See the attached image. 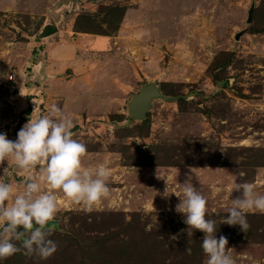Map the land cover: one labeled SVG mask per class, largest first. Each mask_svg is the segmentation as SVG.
Returning <instances> with one entry per match:
<instances>
[{"label":"rangeland","instance_id":"374dc122","mask_svg":"<svg viewBox=\"0 0 264 264\" xmlns=\"http://www.w3.org/2000/svg\"><path fill=\"white\" fill-rule=\"evenodd\" d=\"M52 47L66 53L49 61L55 77ZM152 80L189 97L156 99L135 120L127 102ZM52 104L72 118L82 168L109 170V196L85 210L56 190V251L41 259L14 241L20 251L0 264H207L203 232L163 195L188 174L235 264H264V213L246 211L245 230L222 222L236 183L264 194V0H0V132L15 140ZM27 174L0 163L18 191Z\"/></svg>","mask_w":264,"mask_h":264},{"label":"clouds","instance_id":"9594fccd","mask_svg":"<svg viewBox=\"0 0 264 264\" xmlns=\"http://www.w3.org/2000/svg\"><path fill=\"white\" fill-rule=\"evenodd\" d=\"M72 128V118L52 104L47 114L30 118L18 130L15 140L0 132V163L11 158L18 170L28 173L22 180L21 191L12 183L0 181V260L20 251L14 241H21L27 254L35 253L41 259L56 251L57 244L49 238L47 228L58 210L56 190L70 201L83 204L85 210L109 196L106 183L109 170L104 165L98 166L94 173L82 168L81 157L86 148L73 138ZM33 169H38V176ZM188 177L181 191L165 190L163 195L174 193L179 197L175 211L183 215L188 229L203 232L201 247L207 255V264H235L226 252V237L217 238L215 222L206 218V198L193 186L190 174ZM42 185L47 186L46 191ZM233 189L242 190V196L233 199L222 222L245 230L246 211L264 213V194L257 193L254 185L247 182L236 183Z\"/></svg>","mask_w":264,"mask_h":264},{"label":"water","instance_id":"95a60500","mask_svg":"<svg viewBox=\"0 0 264 264\" xmlns=\"http://www.w3.org/2000/svg\"><path fill=\"white\" fill-rule=\"evenodd\" d=\"M255 8V2H252L250 9L248 10L247 22H252L253 10ZM244 33V30H241L236 33L235 38L239 39L240 36ZM189 95L179 94L176 96H171L166 94L162 86L156 81H147L142 84L138 92L131 95L130 100L127 102L128 114L131 118L135 120L144 121L148 118V113L152 108L153 101L156 99H163L168 101H177L180 98H188Z\"/></svg>","mask_w":264,"mask_h":264},{"label":"crops","instance_id":"0c3cea01","mask_svg":"<svg viewBox=\"0 0 264 264\" xmlns=\"http://www.w3.org/2000/svg\"><path fill=\"white\" fill-rule=\"evenodd\" d=\"M52 15V14H51ZM53 19L54 18V16H52V17H50V19ZM51 21V20H50ZM60 20H57V19H55L54 20V25H56L57 26V31H60V25L59 24H62V22H59ZM51 23V22H50ZM59 23V24H58ZM57 31H55L54 32V34L55 33H57ZM53 33H51V34H49V35H52ZM47 36V35H46ZM45 40H47V39H45ZM60 40H65V37H60ZM54 47H52V49H51V51L49 52V60H48V67L49 66H51L49 69H48V67H47V65H46V67H45V71H46V73L47 74H50L51 76H53V77H55V75H56V71L55 72H53L54 71V66H53V64H52V62H49L50 60H55V58H60V57H63V56H66V53H61V51L59 50V49H57L58 47H56V48H54ZM58 72V71H57ZM53 77H51V80H55V78H53Z\"/></svg>","mask_w":264,"mask_h":264},{"label":"trees","instance_id":"16d2710c","mask_svg":"<svg viewBox=\"0 0 264 264\" xmlns=\"http://www.w3.org/2000/svg\"><path fill=\"white\" fill-rule=\"evenodd\" d=\"M54 31H55V27H54V26H52V27H50V26H46V28H45L44 31H43V34H44V36H46V35H49V34L53 33ZM219 82H220V81L217 80V83H219ZM225 83H226V82H225ZM26 111H27V112H30V108H27ZM52 221H53V220H51V221L48 222L47 228H49V227L52 226V224H53Z\"/></svg>","mask_w":264,"mask_h":264}]
</instances>
